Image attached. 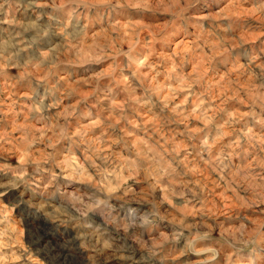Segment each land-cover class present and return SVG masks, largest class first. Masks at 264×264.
<instances>
[{"label": "rangeland", "instance_id": "obj_1", "mask_svg": "<svg viewBox=\"0 0 264 264\" xmlns=\"http://www.w3.org/2000/svg\"><path fill=\"white\" fill-rule=\"evenodd\" d=\"M0 264H264V0H0Z\"/></svg>", "mask_w": 264, "mask_h": 264}, {"label": "bare ground", "instance_id": "obj_2", "mask_svg": "<svg viewBox=\"0 0 264 264\" xmlns=\"http://www.w3.org/2000/svg\"><path fill=\"white\" fill-rule=\"evenodd\" d=\"M141 71V70H140ZM134 73V72H133ZM146 119V118H145ZM45 232V231H44ZM97 233V232H96ZM68 254V253H67ZM61 256V255H60ZM64 260V259H63Z\"/></svg>", "mask_w": 264, "mask_h": 264}]
</instances>
